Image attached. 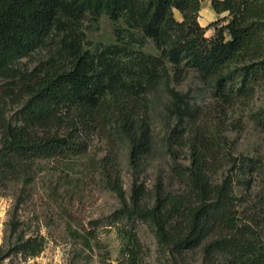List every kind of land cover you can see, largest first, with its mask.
I'll return each instance as SVG.
<instances>
[{
  "label": "trees",
  "instance_id": "16d2710c",
  "mask_svg": "<svg viewBox=\"0 0 264 264\" xmlns=\"http://www.w3.org/2000/svg\"><path fill=\"white\" fill-rule=\"evenodd\" d=\"M203 1L0 0V186H14L16 205L36 194L42 160L86 155L100 137L109 149L88 167L122 201L118 216L151 228L162 253L176 258L200 249L201 264H264L259 214L246 206L264 183V160L223 154V138L200 122L190 91L175 87L192 70L222 105L250 99L264 81V0H208L219 17L206 26L198 20ZM102 13L124 26L115 29L114 43L87 48L83 19ZM209 27L214 33L206 36ZM147 39L158 53L142 49ZM44 46L47 55L33 67L18 65ZM157 110L168 127L169 180H157L149 202L136 177L127 200L115 148L143 169ZM253 120L264 127V108ZM184 150L188 163L178 160ZM60 178L47 186L54 201L60 187L82 179L69 172ZM14 213L0 264L27 260L45 246L39 232L18 230ZM139 249L136 232L128 231L124 254L133 264Z\"/></svg>",
  "mask_w": 264,
  "mask_h": 264
},
{
  "label": "rangeland",
  "instance_id": "374dc122",
  "mask_svg": "<svg viewBox=\"0 0 264 264\" xmlns=\"http://www.w3.org/2000/svg\"><path fill=\"white\" fill-rule=\"evenodd\" d=\"M177 16L179 17L178 14ZM218 17L209 1L204 0L199 11V23L206 26ZM123 26L122 19L114 21L106 13H102L98 19L85 17V47L93 49L98 44L114 43L115 29ZM213 33L214 28L209 27L205 34L211 36ZM142 49L158 53L150 39L146 40ZM48 50L49 46L39 48L28 57L22 58L18 65L21 68H31L47 55ZM2 81L0 78V84ZM175 87L181 91H190L194 101L201 108L200 122H206L223 138V154L231 151L235 155H256L264 160V127L253 120V114L264 108V81L256 87L250 99L238 100L232 105H222L192 70H189ZM13 108L14 105L11 110ZM159 112L157 110L153 114L154 144L150 161L143 169L137 170L128 162L123 147L115 148L120 160L119 168L127 200L136 177L147 186L146 200L149 202L157 180H169L172 162L165 147L168 127ZM174 123L172 122V125ZM108 149L104 139L94 137L86 155L69 160H42L34 184L36 194L27 197L18 205L14 186H0V242L5 236L8 240L11 239L8 222L13 212L20 221V232H39L45 238L44 249L37 256L27 260L12 256L2 264H133L124 254L128 231L136 232L140 241L137 264H201L200 249L188 252L184 257L165 255L157 247L151 228L141 222H135L133 225V222L118 216L122 201L115 192L104 187L97 176V170L88 167L90 158H99ZM178 160L188 163L186 150L180 153ZM229 167L227 165L220 168L217 177L224 175ZM66 172L82 179L80 182L66 183L60 187L58 201H54L48 196L47 186L51 181L55 183L58 177H61V180ZM171 188L179 189L180 185L173 182ZM263 191L264 183L256 186L246 206L248 212L259 214V227L264 237ZM64 205L67 209L63 208ZM217 264L224 263L219 261Z\"/></svg>",
  "mask_w": 264,
  "mask_h": 264
}]
</instances>
